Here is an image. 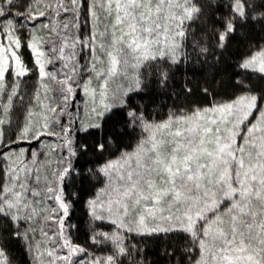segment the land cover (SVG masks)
Masks as SVG:
<instances>
[{"label":"trees","instance_id":"obj_1","mask_svg":"<svg viewBox=\"0 0 264 264\" xmlns=\"http://www.w3.org/2000/svg\"><path fill=\"white\" fill-rule=\"evenodd\" d=\"M192 6L162 55L131 69L132 84L123 78L129 70L124 64L128 36L121 38L111 0H47L45 14L32 17L0 6V23L19 29L30 64L26 40L43 35L48 23L56 28V18L62 17L70 35L59 42L77 57L67 73L75 82L82 83L84 73L89 79L86 93L78 87L66 106L72 120L67 111L55 113L63 138L52 133L11 144L27 147L19 205L6 197L0 163V250L7 264H38L49 257L51 238L55 235L57 244L61 232L80 252L53 264H212L228 243L264 263V60L252 63L257 55L264 59V0H193ZM110 48L125 53L105 108L98 111L94 104L89 110L91 81L102 82V54ZM174 121L180 133L191 130L197 139L188 155L190 166L204 165L205 157L219 153L216 178L199 167L201 185L205 182L212 196H192L187 219L174 226L144 225L141 198H132L130 209H107L97 196L107 184L105 166L138 150L155 126ZM61 140L67 148L58 146ZM47 143L57 144L59 156L50 154ZM52 162L59 167L56 174L67 171L66 214L50 196L57 176Z\"/></svg>","mask_w":264,"mask_h":264},{"label":"rangeland","instance_id":"obj_2","mask_svg":"<svg viewBox=\"0 0 264 264\" xmlns=\"http://www.w3.org/2000/svg\"><path fill=\"white\" fill-rule=\"evenodd\" d=\"M111 3L122 32L121 38L126 39L128 36L124 47L129 57L127 63L124 60V64L129 70L123 74V78L125 82L132 84L130 77L134 67L137 69L145 59L162 55L167 43L178 34L180 22L191 15L193 0H111ZM0 6L19 9L30 17L43 16L47 9V0H0ZM61 19L62 17L56 18V28L48 23L43 28V35L26 40L32 54L31 64L22 52L24 39L19 29H10L0 23V151L3 150L0 163L5 193L10 195L6 197L11 205L22 203L23 177L27 172V163L23 161L27 147H13L11 144L14 140L31 143L40 136L52 133L63 138L61 123H54L55 113H59L58 117L60 113L67 111V117L72 120L73 116L66 106H71L78 87L83 86L84 92L87 91V74L84 73L80 83L73 81L74 78L67 73L72 68L70 64L75 63L77 57L71 53L72 48L62 47L59 42L62 37L70 35ZM48 36L54 37V40L48 42ZM56 42L59 43L54 54ZM123 53L110 48L102 54L103 80L101 83L97 82V79L91 81L94 103H87L89 110L94 108V104L98 111L105 108L111 91L110 81L114 74L116 75L115 71ZM263 60L257 55L252 59V63L258 65ZM91 64L90 59H87L85 65ZM79 83L81 85L77 86ZM227 130L229 131L228 128L226 132ZM149 135L148 140L143 142L138 150L123 154L118 160L105 166L107 184L97 196H102L106 201L107 209L118 211L125 207L130 209L132 198H141L146 210H143L144 225L158 221L161 227L167 224L174 226L175 222L183 223L187 219L186 210L192 202V196H212L205 182L204 186L201 185L199 167L202 171L203 167L208 170V177L216 178L220 173L216 159L219 160L220 155L215 151L212 158L205 157L206 164L202 165L196 161L194 166H190L188 155L197 139L191 130L180 133L177 121L155 126ZM229 135L230 132L223 136ZM58 143V146H68L66 140ZM58 146L56 144L54 147L52 143L46 145L54 156H59L58 153L54 154V149ZM55 164L56 162L53 163V167H56V184L50 189V196L58 201L59 208L66 214L63 184L67 171L64 169L56 174L59 167ZM244 174L245 181L248 178L247 173ZM196 187L202 188V191H196ZM169 213L172 218L170 221ZM54 240L55 235L49 244L50 261L49 257H44L38 264L68 260L70 252H80L78 245L73 244L64 232L60 233L57 244L53 243ZM223 246L222 253L214 257L212 264H264L246 255L243 253L244 249L240 250L232 243ZM69 247L72 250L69 251ZM0 264H7L1 250Z\"/></svg>","mask_w":264,"mask_h":264}]
</instances>
